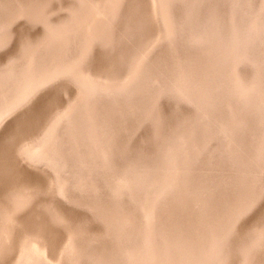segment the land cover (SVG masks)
Segmentation results:
<instances>
[{
	"label": "rangeland",
	"instance_id": "1",
	"mask_svg": "<svg viewBox=\"0 0 264 264\" xmlns=\"http://www.w3.org/2000/svg\"><path fill=\"white\" fill-rule=\"evenodd\" d=\"M131 1L133 0H110L107 3L105 0L104 3L109 10L115 3L113 10H110L114 14L117 12L116 9L126 7L127 3H131ZM152 1L156 16L153 20L154 32L145 40L146 42L153 41L148 43L150 46L147 52L151 51L148 60L149 62H158V59H168L171 61V70H173L166 77L167 85L161 96L154 97L156 94L154 92L150 94L156 85L143 78L136 80L133 84L134 86L139 85L136 92L137 97L142 99L146 105L145 112L142 114L145 121L144 128H137L131 134L137 138L141 132L151 128L157 118V113L165 116L169 109H176L178 112L182 107H188L186 110L190 112L191 119L198 122L203 119L201 123L208 127V131L213 129L212 133L201 142L200 140L195 141L191 137L190 139L184 134L185 132L178 130L169 136L166 135L167 133L162 135L160 139L162 141L150 154V156L156 155L160 159L159 168L144 166L131 160L110 169L106 160L105 147H100L97 153L91 155L94 161L100 163L99 166H93L91 162H86L90 160L82 161L80 155H75L72 150L69 151L66 148V142L64 143V137L67 135L66 132L71 119L68 112L71 114L73 111L72 114L74 115L76 105L79 106L87 96H93V98L96 95L97 97L102 96L103 101L113 98V96L101 89L89 95L90 92L80 82L77 74L78 64L76 63H74L71 71H64L65 73H61L57 79L36 91L30 98L25 99L18 96L23 89L20 86L23 85L24 87L26 84L23 82L24 79L21 80L20 77L23 78L22 75H25L24 78L27 79L26 73L32 67L30 63L32 62V55L37 51H44L47 47L46 42L50 37L51 27L42 21H36L35 17L30 20L27 10H15L18 15L10 27L18 31L16 37L18 39L15 38L11 43L6 44L5 48L0 47V110L5 106V103L14 100L10 106L5 107L0 112V144L5 141V137L9 133L22 126L29 119L32 109L35 111L36 106L40 105L39 100L43 94L37 96L41 92L50 90V87L57 83H64L70 91L63 94V104L55 110L46 124L36 134L29 135L17 144L15 158L20 165L18 168L30 171L37 179L36 182L29 184L12 183L7 188L3 185L2 190L4 192L0 195V264H21L26 251L31 252L33 256L40 253V250L38 252L32 250L34 248L32 246L38 245L35 241H39L34 239L37 235L29 229L25 232L24 228L22 229L23 224L22 227L15 225L18 223L17 221L28 214H35L38 218H43L55 231L62 232L63 235L54 250L47 248L46 256L37 264H145L150 260H156V264H190L191 262H193L192 264H207L206 261L210 262L208 264H220L227 259L234 260L231 264H246V257H244L246 254L242 249H234L233 258L228 253H223L217 257L218 261L216 260V255L211 248L212 243L209 241H212V235L222 232L228 224L235 225L234 227L237 228L247 224V235L251 237L253 242L255 240V244L259 243L256 242V237L258 234L262 236L264 233V103H260V99L264 102V98L262 100L264 94L256 95L255 92H258L259 89L256 86V81L264 68V40L261 39V43L258 42L257 48L259 45L261 46L260 52L256 54L254 51V54H250L260 60L261 66L257 67L256 63L249 59L242 61L237 59L236 64L232 67L237 68L239 79L246 85V92L253 91L252 94L256 103L251 93L249 94L254 100H252L254 106L250 105L249 99L246 100L249 98L248 96L239 95L236 83L240 84V80L233 81L227 77L226 88L221 93L227 101H222L218 108L224 109L229 116L225 121L216 119L211 120L210 123L208 122L210 120L208 113L204 112L202 103V107L200 106L203 99L200 97L201 100H197L196 92L197 88L203 86L204 80L212 68L211 64L205 60V63L202 62L203 46L195 41L191 30L182 27L180 22L181 13L186 7V0H176L174 5L171 4V11H174L176 15L175 27L178 31L174 40L166 39V28L163 21H160L162 19L159 14V2L161 3L162 0ZM190 1L196 2L198 8L204 10H210L217 2L222 9L221 18L226 19L224 27L228 30L229 0ZM255 1L242 0V9L238 12L237 22L242 21L241 19ZM69 15V6H57L49 13L50 19L54 20L56 24L63 23L62 21ZM254 17L252 15L253 19ZM262 28L264 30V25ZM126 30L124 29V31ZM138 47H130L131 50L126 55L128 60L125 67L123 66V71L126 69V65L130 64L129 62L138 51ZM109 58L108 54L98 50L95 59L86 65L91 75L100 76L96 74H105L108 72L107 69H112L107 68L108 62L116 64L118 61H111ZM91 67H93L92 70ZM9 70L15 72L12 73ZM178 73H181L182 78H184L180 93L173 89ZM131 79L133 77L130 72L123 81L129 83ZM143 91H146V94H141ZM242 97H246V99ZM242 100H246V102L243 103ZM247 102L250 106L247 105ZM119 105L125 106L123 103H115L113 108L120 107ZM23 107L26 112L20 119L21 121L8 124L7 122H10ZM116 111L117 114L119 111ZM237 111L250 114L249 117L252 120L250 131L247 133L250 135L249 142L244 146L236 142V135L238 136L246 130V126L248 127L249 124L245 121L234 120L233 116ZM189 112L183 113V115L189 114ZM54 126L57 127L55 128L56 131L52 129ZM165 128H167L166 125ZM230 131L231 133H228ZM237 147L240 148L237 149ZM246 149H249L248 152L243 153ZM262 151L263 153H261ZM33 152H38V159H31ZM29 161L30 163H28ZM249 169H254L253 173ZM14 171L17 172L16 167ZM235 175L240 178L244 176L241 179L242 183L240 179H236ZM237 180L240 182L238 183ZM28 182L30 181L28 180ZM21 201H24V204ZM59 209L73 210L81 216L74 223L75 225L70 226L64 219L58 218ZM245 212L247 213L245 214ZM208 221H214L215 225L207 228L203 222ZM87 222L88 225H86ZM96 222L100 226V230ZM226 224L227 226H225ZM204 226L209 235L208 240H205L203 244L190 242L191 246H189L190 244L186 246L185 242H182V239L186 240L187 235L191 240L193 238L199 240L200 234L204 231ZM185 231L188 234H183ZM76 240L80 241L78 243L81 244L83 250H79L80 257L77 260H75L73 252V245ZM199 245L204 246L195 249V246L198 247ZM208 245L210 246L208 247ZM101 247L107 252L103 254L94 253L95 249ZM193 248V253L188 252ZM247 250L251 252L252 245ZM208 252L211 253V256ZM146 254L155 259L147 260ZM99 256L100 258H98ZM90 257L93 259H88Z\"/></svg>",
	"mask_w": 264,
	"mask_h": 264
},
{
	"label": "bare ground",
	"instance_id": "2",
	"mask_svg": "<svg viewBox=\"0 0 264 264\" xmlns=\"http://www.w3.org/2000/svg\"><path fill=\"white\" fill-rule=\"evenodd\" d=\"M106 1L108 3V1L110 0ZM188 1V3L187 0L185 1L186 7L183 8L180 22L182 23V27L191 30L190 32H192V37L199 45L203 46L204 54L202 57L203 60H201L204 63L206 61L207 63L211 64L212 68L211 72L207 74L203 86L197 88L196 98L198 100L200 97H202L203 100L199 99L201 100L200 106L202 103L203 107H201L205 109V113H208V117L210 119L208 122L211 123V120L216 119L225 121L229 114H227L224 109H219L218 105L222 101H227L221 94L222 91L225 90L228 82V79L226 78L228 77L229 80L231 78V80L233 81H235L236 79L241 81L238 76L239 72L237 74L236 71L237 68H232L233 65L236 64L235 61L237 59L239 61L249 59L253 61V63H256L257 67L261 66L260 60L250 54H254V51L256 52V54L260 52L259 50L261 46L259 45V47L257 48L258 42L261 43V39L264 40V33H262L264 31L262 28V25H264V0H256L255 3L253 2L252 6L249 8L243 19H241L242 21L240 23L237 22L236 19L238 17V12H240V10L242 9V0H229L228 30L224 27L226 19L224 20V18H221V16L223 15L222 9L219 7V4L216 1L213 0L216 3H214L210 10L200 9L198 8V4L196 2H192L190 0ZM104 2L105 0L102 2L100 0H0V47H4L6 46V44L11 43L18 35V31L13 30V28L10 27L13 20L18 15V13L16 12L18 9L27 10L30 15V20L31 18L33 20V17H35L36 21H42L48 24L51 27V33L49 39H47L46 42L47 47L44 51H35L36 53L32 55V62H30L32 64V67H30L31 69L28 71V73H26L28 76L27 79L25 80V75H22L23 78L20 77L21 80L24 79L27 82L23 80V82L26 84L24 85V87L23 85L20 86L23 89L21 93L18 94V96H22L25 99L30 98L36 91L40 90L43 87H46L51 81L57 79V77H59L61 73L63 74L64 71H71L74 63L78 64V77L80 78V82L84 85L85 89L90 92L89 95L93 94V92H95L96 90L101 89L107 91L108 95H112L113 98H108L107 100L105 99L103 101L102 96L97 97L96 95V97L94 98L93 96H87L79 106L76 105V111L74 112V115L72 114L73 111H71L72 116L70 112H68L71 119L69 122L70 125H67V135L64 137V143L66 142L65 145L67 144L66 148L69 151L72 150L75 155H80L82 161L90 160L86 162H91L93 166H99L100 163L94 161L93 156L91 157V155L97 153L100 147H105L106 160L108 161V166L110 169L115 168V166H120L125 162H129L131 160H134L135 162L144 166L158 167L161 165L160 159L156 157V155L150 156V154L152 153L154 148L162 141L160 140L162 135L167 133L166 135L169 136L170 134H174V132L178 130L185 132L184 134L187 135V137H191L195 141L200 140L201 142L203 139H207L209 134L212 133L211 131H213V129L208 131V127L201 123V120L203 119H201L200 122L191 119L190 112L186 110V108L188 107H182L178 112L176 109H169L165 116H163L161 113H157V118L156 120H154L151 128H149L148 130L146 129L147 131L141 132L137 138H135V135L131 134L137 128H144L145 125L143 126V124L145 123V121L143 120L142 114L145 112L146 105V103L142 99L137 97L136 92L139 85L134 86L133 84L136 80L143 78L149 83L156 85L155 88L150 91V94L154 92L156 93L154 97L158 95L161 96L162 92L165 91V86L167 85L165 82L166 77L168 76V73L173 69L171 70V61H168V59H158V62H149L148 60L149 54L151 53V51L147 52L150 46V44L148 43L152 40H149L148 42H146L145 40L147 37L152 36V33L154 32L155 24L153 23V20L156 16L154 8L155 6L152 0H133L131 1V3L128 2L126 7L124 6L121 9H116L115 11L117 12L114 11V14L111 13L110 10H113V8L115 7V3L112 4V7H110L109 10L106 3ZM175 2L176 0H162L161 3L159 2V14L162 19L160 21H163V25H165L167 40L176 39V33L178 32L175 27L176 15L174 11H171V4L174 5ZM57 6H69L70 8V15L65 18L62 21L63 23L61 24H56L54 20L50 19L51 15L49 16L50 11ZM252 15L255 16L254 19L252 18ZM124 29L127 30L124 31ZM17 39L18 38H16V40ZM139 43H141V45H139ZM137 46H139L137 48L138 51L134 54L133 58L129 62L130 64L126 65L127 67L123 71L125 63L128 60V57L126 56L127 53L130 52L131 48H135ZM98 50L108 54L111 61L115 60L118 62L116 64H112L114 62H108L107 68L112 69H107L108 72H106L105 74H96L100 76H95L91 75L86 65L87 63H90V61H93L95 59ZM117 67L119 68L116 69ZM92 69L93 67H91V70ZM121 71L123 72L121 73ZM14 72L15 71H12V73ZM130 72L132 73L133 79H131V81L129 80V83L124 82V78ZM10 74L11 73L9 72V75ZM182 76L183 75L181 73H178V75H176L175 77L176 83L173 87L175 92H182L181 86L184 79L182 78ZM256 82V86L257 88H259L258 92H264V68L260 72V76ZM20 83L22 82L20 81ZM236 84L238 85L239 95L248 96L249 98L247 99L246 97L242 98L246 100L249 99L248 101L250 105L254 106L252 102L253 99L255 100L252 94L253 91L246 92V85L242 81L240 84ZM69 91L70 89L67 85H65L64 83H57L56 85L54 84L53 86H51L50 90L48 89L43 93L41 92L37 96L39 97L43 94L41 96V99L39 98L41 100H39L40 103L38 102L40 105L38 104L39 106H36L35 111H33L32 109V116L30 115L29 119L24 124H22V126L15 128L14 131L9 133V135L5 137V141L0 144V186L2 185V187H0V195L4 192L2 190L3 185L5 188H7L9 184L16 182H18L19 185L24 183L29 184L32 182H36L37 178L33 173L18 168V166L20 167V165H18V161L15 158L17 144L20 143L23 139L29 137V135L36 134L46 124L55 110L63 104V94ZM145 92L146 91H143L141 94H146ZM256 92V95L264 94L261 92ZM249 93L252 94L253 99L250 97L251 95ZM263 98L264 96L262 97V100ZM246 100H242V102L244 103V101L246 102ZM13 101L5 103V106L3 108L1 107L2 109L0 110V112L4 110L5 107L10 106ZM115 103H123L125 106L121 107V105H119L120 107L113 108ZM249 103L247 105H249ZM260 103L264 102L260 99ZM116 110L119 111L117 114ZM198 110H200L199 107ZM243 111H237V113L233 116L235 121H245L247 124H249L248 127L246 126V130H241L243 133L241 132V134H239L238 136L236 135V142H238V144H240L241 146H244L249 142L250 135L247 133L250 131V123L252 121L249 117L250 114L247 115ZM25 112L26 110L23 107L16 113V115L10 120V122L7 123L11 124L13 122L21 121L20 119H22ZM188 112L189 114L183 115V113ZM250 112L252 111L250 110ZM254 114L252 115L254 116ZM165 125L167 126V128H165ZM55 128L57 127L54 126V128H52L54 129L53 131H56ZM237 130L239 131V129ZM228 133H231V131ZM213 134L215 133L213 132ZM245 135H247L248 137H246ZM91 143L94 146L90 145ZM238 148L240 147H237V149ZM248 150L249 149H246L245 151H243V153H247ZM263 151L261 153H263ZM41 154L42 152L40 153V155ZM37 157H39L38 152H33L31 159H38ZM31 159L29 160L31 161ZM30 161L28 163H30ZM15 167L17 169V172L14 171ZM249 170H252L253 173L254 169ZM235 177L236 179L238 178L241 181L242 177L244 176L240 178L239 176L235 175ZM28 180L30 182H28ZM240 181H238V183ZM21 202L24 204V201ZM245 210L247 211V209ZM246 213L247 212H245V214ZM77 214L78 213L73 210L59 209L58 218L61 217L68 223V225L72 226L75 225L74 223H76V221L81 216ZM17 222L18 223L15 225L18 227H22L23 224L22 229L24 228L23 230H25V232L30 230L33 231L35 235H37L34 239H37L39 242L35 241L38 245L32 246L34 247L32 250H36V252L40 250V253H36L35 256H33L31 252L26 251L21 264H37L41 262L46 256L48 249L54 250L57 243L60 242L63 237L62 232L55 231L47 223V221H45L43 218H38L35 214H28L26 217H22ZM213 222L214 221H208L206 223L203 222V224L207 225L208 228L215 225ZM218 224L220 225V223ZM86 225H88V222ZM96 225H98L97 222ZM225 226H227V224ZM234 226H232V224H228V226L224 228L222 232H219L216 235H212V241L209 242L212 243L210 244L212 245L211 248L215 253L213 254L216 255V260L217 257H220L223 253H228L233 258V250L242 249L246 254V256L243 255L244 257H246V264H264V233L262 236H260V234H258V232L256 231L258 234V236L256 237V242L259 243L255 244V240L253 242L251 237L247 235V224H244L239 228ZM98 227L100 230L99 225ZM207 228L204 226V231L200 234L199 240L195 238L191 240V238H189V235H187V238L189 239L186 238L187 241L185 239H182V242H185L186 246H188L190 242H193L195 244L197 242L203 244L205 240H208L209 232L207 233ZM183 234H188V232L185 231ZM78 242L80 241L76 240L73 245L75 260L80 257L79 250L83 251L81 248V244ZM207 244H205V246H207ZM250 245H252L251 252L247 250ZM189 246H191V244ZM202 246H195V249ZM209 246L210 245H208V247ZM103 249L104 248L101 247L100 249H95V252L93 250V252H99L101 254L107 252ZM188 252L193 253L194 248L188 250ZM209 254L211 256V253ZM147 257V260L155 259L146 254V258ZM91 258L93 259V257H90L88 259ZM98 258H100V256ZM232 260L227 259L224 262L222 261L220 264H231ZM192 263L193 262H191L190 264ZM205 263L208 264L210 262L206 261ZM145 264H156V260H150Z\"/></svg>",
	"mask_w": 264,
	"mask_h": 264
}]
</instances>
